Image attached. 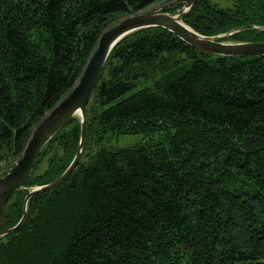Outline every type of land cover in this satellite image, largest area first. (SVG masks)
I'll list each match as a JSON object with an SVG mask.
<instances>
[{
  "label": "trees",
  "instance_id": "trees-1",
  "mask_svg": "<svg viewBox=\"0 0 264 264\" xmlns=\"http://www.w3.org/2000/svg\"><path fill=\"white\" fill-rule=\"evenodd\" d=\"M158 1L0 0V160L23 153L101 33ZM183 21L205 36L264 27V0L233 9L198 0ZM225 41L264 42V31ZM85 115L77 167L30 197L19 229L0 237V264H264V56L206 55L165 29H141L110 52ZM135 134L160 138L103 146L106 135ZM79 136L74 117L47 142L5 203L4 229L32 188L65 171Z\"/></svg>",
  "mask_w": 264,
  "mask_h": 264
},
{
  "label": "water",
  "instance_id": "water-1",
  "mask_svg": "<svg viewBox=\"0 0 264 264\" xmlns=\"http://www.w3.org/2000/svg\"><path fill=\"white\" fill-rule=\"evenodd\" d=\"M196 1L198 0L178 1L177 4L181 3L183 6L177 14L167 12L173 8L171 5L158 8L150 6L145 10L119 18L101 33L94 52L87 61L76 85L34 128L19 161L3 176H0V237L19 229L26 217L27 202L30 197L38 192L54 189L67 180L77 167L86 140V106L99 82V77L110 52L129 34L141 29L157 27L173 33L184 43L202 54L241 58L264 56V42L225 41L226 38L234 34L250 29L264 31V27L250 25L216 36H205L194 31L183 19ZM74 117L80 119V136L78 148L71 163L53 182L32 188L25 196L23 215L19 222L11 228L4 229L5 203L17 191L24 189V184L34 169L44 146Z\"/></svg>",
  "mask_w": 264,
  "mask_h": 264
},
{
  "label": "rangeland",
  "instance_id": "rangeland-1",
  "mask_svg": "<svg viewBox=\"0 0 264 264\" xmlns=\"http://www.w3.org/2000/svg\"><path fill=\"white\" fill-rule=\"evenodd\" d=\"M174 1L175 0H159L158 2L153 4L151 7L158 8V7L165 6V5H171L172 6ZM209 2L211 4L217 5L219 8H222V9H229V8L233 9L235 4H236V0H209ZM180 10L181 9H176L174 14H177ZM158 138H160L159 134L154 135L152 137L147 136V135H143V134L119 135V136L106 135L104 142H103V146L105 148L110 149V150H118V149H124V148H128V147L138 145V144H144L147 142H154V141L158 140ZM15 160H17V159H15ZM15 160L5 161V162L6 163H12ZM0 161H4V160H0ZM232 188L236 189L239 192L244 191V192L249 193V194L253 193V189H251L250 187H248L246 185H242L240 183L235 184Z\"/></svg>",
  "mask_w": 264,
  "mask_h": 264
},
{
  "label": "built area",
  "instance_id": "built-area-1",
  "mask_svg": "<svg viewBox=\"0 0 264 264\" xmlns=\"http://www.w3.org/2000/svg\"><path fill=\"white\" fill-rule=\"evenodd\" d=\"M18 159L12 163H6L5 161H0V176H3L10 168H12Z\"/></svg>",
  "mask_w": 264,
  "mask_h": 264
}]
</instances>
